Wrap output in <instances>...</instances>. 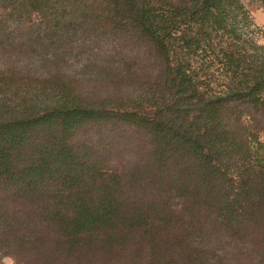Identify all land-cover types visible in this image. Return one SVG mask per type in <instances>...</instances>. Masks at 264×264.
Returning <instances> with one entry per match:
<instances>
[{"label":"trees","instance_id":"1","mask_svg":"<svg viewBox=\"0 0 264 264\" xmlns=\"http://www.w3.org/2000/svg\"><path fill=\"white\" fill-rule=\"evenodd\" d=\"M258 33L243 0H0V264H264Z\"/></svg>","mask_w":264,"mask_h":264},{"label":"rangeland","instance_id":"2","mask_svg":"<svg viewBox=\"0 0 264 264\" xmlns=\"http://www.w3.org/2000/svg\"><path fill=\"white\" fill-rule=\"evenodd\" d=\"M246 8L258 29V38L264 44V0H243ZM80 39V38H78ZM78 67V65H76ZM75 70V69H73ZM76 71V70H75ZM74 71V72H75ZM61 264V262H58ZM2 264H15L12 259L6 258ZM72 264V263H71Z\"/></svg>","mask_w":264,"mask_h":264}]
</instances>
